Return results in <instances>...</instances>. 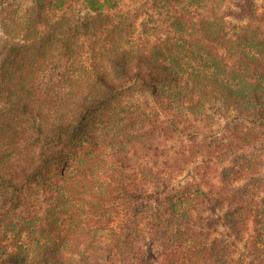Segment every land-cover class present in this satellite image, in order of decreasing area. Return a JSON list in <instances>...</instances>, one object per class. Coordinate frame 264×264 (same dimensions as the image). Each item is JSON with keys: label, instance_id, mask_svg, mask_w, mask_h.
<instances>
[{"label": "trees", "instance_id": "1", "mask_svg": "<svg viewBox=\"0 0 264 264\" xmlns=\"http://www.w3.org/2000/svg\"><path fill=\"white\" fill-rule=\"evenodd\" d=\"M0 264H264V0H0Z\"/></svg>", "mask_w": 264, "mask_h": 264}, {"label": "rangeland", "instance_id": "2", "mask_svg": "<svg viewBox=\"0 0 264 264\" xmlns=\"http://www.w3.org/2000/svg\"><path fill=\"white\" fill-rule=\"evenodd\" d=\"M241 24H243V23H234L232 26H235V27H240V26H242ZM142 27H143V25H141V28L140 29H142ZM157 28H159V26H157ZM167 30V29H166ZM158 33V32H157ZM159 35H161V36H163V29H162V32H160V33H158ZM239 246H240V248H241V251L243 250V251H245L246 250V246H245V244H243V243H240L239 244Z\"/></svg>", "mask_w": 264, "mask_h": 264}]
</instances>
